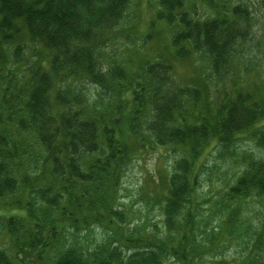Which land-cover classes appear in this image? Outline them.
<instances>
[{
    "label": "trees",
    "instance_id": "1",
    "mask_svg": "<svg viewBox=\"0 0 264 264\" xmlns=\"http://www.w3.org/2000/svg\"><path fill=\"white\" fill-rule=\"evenodd\" d=\"M129 2L0 0V264H202L238 236L239 203L264 215V0H157L149 28L167 30L168 51L137 64L114 51ZM163 149L166 235L123 232L122 174ZM211 157L236 171L192 210ZM94 227L108 231L96 245ZM239 239V262L264 264L262 215Z\"/></svg>",
    "mask_w": 264,
    "mask_h": 264
},
{
    "label": "rangeland",
    "instance_id": "2",
    "mask_svg": "<svg viewBox=\"0 0 264 264\" xmlns=\"http://www.w3.org/2000/svg\"><path fill=\"white\" fill-rule=\"evenodd\" d=\"M245 1L253 4L257 2V0ZM157 8V0H130L129 2L126 14L119 26L123 34L126 35H124L120 47L117 46L118 50L115 48L114 51L118 52L120 49L119 53H123V56L130 59L132 64L139 63L144 57L159 60L168 51L167 30L160 25L153 27V29L149 28V21L153 18V13ZM147 34H152V38L148 39ZM122 43L124 46L121 47ZM177 70L181 72L178 75L182 79H187L189 77L187 74L192 71V66L190 62L186 64L180 62L177 64ZM238 145L242 148H249L252 143L242 141ZM205 154L200 158V163L205 164L209 155L206 154L205 156ZM214 160V157H211L207 161L209 167L205 169L204 174L200 177V183L197 185L196 194L200 197L196 201L192 200V206L190 207L192 210H195L199 205L200 210L206 211L207 200L204 199H213L214 201L220 194H223L232 181V175L228 171H236L237 166L222 163L223 161L219 160L218 167L209 170ZM172 162L173 156L164 149L158 152L147 150L136 159H133L129 167L125 169L120 179L118 192L114 195L116 198L114 204H117L119 209L122 210L125 223L129 222V224L122 227L123 232L132 231L133 226L138 223L143 225L139 230L143 235L148 233L152 236L151 232H156L155 238L157 239H163L162 237L166 235V228L161 220L162 216L159 215V206L155 205L154 199L159 196L160 192L162 193V187L165 184L166 175L170 171ZM156 186L159 191L156 190ZM238 206L235 222L238 236L230 241L226 236L210 255L205 256L202 264H242L239 262L240 255L246 250V247L244 248L239 239L241 229L246 222H257L261 215L263 217L264 215L258 211L257 204L252 199H245ZM196 213V215H199L197 210ZM2 214H8V211L0 210V215ZM105 233H108V231L104 228L94 227L87 234L86 242L90 241L92 245H96L102 237H106ZM114 233L119 235L116 231ZM134 236L129 238L134 239ZM133 241L131 240V242ZM0 247L8 250V239L1 237ZM166 264L178 263L174 258L169 257Z\"/></svg>",
    "mask_w": 264,
    "mask_h": 264
}]
</instances>
